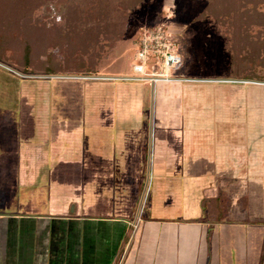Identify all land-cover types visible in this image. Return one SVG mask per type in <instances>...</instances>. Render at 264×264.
I'll return each instance as SVG.
<instances>
[{
  "label": "crops",
  "instance_id": "obj_1",
  "mask_svg": "<svg viewBox=\"0 0 264 264\" xmlns=\"http://www.w3.org/2000/svg\"><path fill=\"white\" fill-rule=\"evenodd\" d=\"M160 21L165 20L154 23ZM105 68L103 62L92 75L21 78L0 68V118L10 116L0 134V165L6 159L5 165L16 167V183H22L18 204L33 196L29 184L38 181L36 191H48L50 198L46 210L69 222L67 230L57 228L50 239L43 217L20 230L10 218L2 219L0 264H46L50 253L61 264H232V245L244 239V234L234 233V220L243 219L235 215L243 211L237 209L240 201L250 217L264 213V193L258 188L264 183V138L258 131V140L248 138V144L244 138L246 144L234 147V128L224 127L222 100L211 116L207 91L201 88L207 82L233 86L234 76L218 80L174 75L151 83L134 79V71L101 74ZM23 77L24 87L49 77L58 83L38 96L35 107L28 101L31 112L20 116ZM216 92L224 100L233 99L232 87ZM228 111L232 117L233 103L231 109L226 106ZM208 117H219L215 123L221 127L207 126ZM151 122L156 126H148ZM150 165L162 185L153 191L137 224L136 208ZM24 185H29L27 190ZM108 185L115 190L109 195L104 193ZM234 185L242 189L235 195ZM223 241L230 247L225 259Z\"/></svg>",
  "mask_w": 264,
  "mask_h": 264
},
{
  "label": "rangeland",
  "instance_id": "obj_2",
  "mask_svg": "<svg viewBox=\"0 0 264 264\" xmlns=\"http://www.w3.org/2000/svg\"><path fill=\"white\" fill-rule=\"evenodd\" d=\"M24 1L0 0V17H16V20L18 18V21H21L23 29L26 26V30L22 33L18 34L15 31L21 42V49H23L25 43L30 45V57L36 65H34L35 67L39 68L40 65L50 61L56 65L59 71H62V73L51 75H85L89 68L99 71L103 62L106 68L101 71V74L111 76L134 75L132 63L136 52L135 40L145 27L164 19L179 33L176 36L178 42L177 50L182 57V63L179 66L180 70L173 72V75L181 78L199 77L218 80L234 76L233 86L223 82L202 84L201 89H206L207 91L206 95L204 94L207 101L206 110L213 116L214 112L212 111L220 106L219 100H222V105L224 106L222 112L224 113V127L229 129L233 126L234 147L244 142V138H247V141L248 138L250 141L258 140V131L262 132L261 136L264 138V84L241 82L244 79L248 81H264V59H262L264 57L258 54L259 57L257 59L263 61L259 67L256 63L249 60L254 59L255 54L253 53H251V57L248 55L240 59L239 56L235 63L233 62L234 54H236L233 45L234 38L246 36V32L240 31L237 25L239 22L235 24L236 28L234 27V17H248V12H253L252 3L248 1L241 2L240 12L242 15L239 16L234 12V0H223L224 2H230V4L233 3L231 8L224 9L225 12L220 9L223 3L214 1L215 3H211L212 5L210 6V0H32L29 3ZM69 5L72 6V13H67ZM257 6L259 9H264V4L260 3L259 5L257 2ZM203 12L207 17L220 19V28L225 29V33L221 34L220 31L219 33L215 28L214 22H211L210 19L196 20V17H202ZM168 14H171V16L169 17ZM252 16L255 17L254 15ZM225 17L228 18L226 19ZM8 23H14L13 25H15L14 21H8ZM8 23L2 26L6 25L8 28L13 26ZM258 26L261 25L259 24ZM261 29L259 37L264 38V24ZM119 30L122 32V39L116 41L115 46L112 48H104L101 54L103 57L99 60L96 56L97 53H95L99 49L96 45L101 43L103 45L110 43L111 45L113 42L106 40V38L116 35L114 32L117 33ZM9 34L12 36V31ZM90 44L91 46L87 50L86 48ZM244 48L245 46H243L242 50ZM253 64L255 65L253 66ZM12 71H14L13 73H18L16 70L12 69ZM23 78L26 79L22 80L19 87L22 102L21 109L24 111L21 114L17 112L20 116L25 115L26 111L31 112L28 101H32V105L35 107L36 103L34 101L38 96L44 95V92L48 90L53 91L54 85L58 83V80H54L55 77H49L48 79L50 80L44 78L43 82L38 80L32 83V80L30 82L32 84H29L30 87L28 85L24 87L27 77ZM231 87L233 88L232 100H224L216 92L217 90L221 89L224 91ZM24 90L25 92L23 93ZM32 96L33 98L35 96L33 100L31 99ZM23 100H26L25 105H23ZM232 103L233 115L231 117L229 115L230 111L226 112V106H230L231 109ZM15 117L18 120V116L16 115ZM9 118V115L6 116L4 114L3 119L0 118V123H2L0 125V134L3 133V122L6 124L5 122L9 121ZM216 118L208 117L207 126H220L215 123L218 120L219 124L220 118ZM155 124L151 122L148 126L153 128L156 126ZM7 128L9 127L7 126ZM242 131L243 133H241ZM238 133H241L239 135L241 140L238 138ZM81 140L83 138L80 139V142ZM247 141L244 143L246 144ZM237 149L236 147L234 155ZM5 160L3 161L4 164L0 165V222H2V219L10 218L11 223L19 227L20 230V227L28 224L29 221H33L34 218L43 217L45 228L50 231V239L53 238L54 230L57 228L67 230L69 222L64 216L53 214L46 210L49 208L50 198L47 197L48 191H36L38 190V181L29 184L31 185L32 189L30 190L33 192V196L28 201L25 197L24 202L18 204V200L20 201V196L22 195L20 186L22 183H16V167L5 165ZM156 176L153 166H148L144 174L143 197L136 208L137 216L140 214V210L147 211L153 191L155 192L162 185ZM12 179L14 182H12ZM240 184L246 185V183ZM8 185L14 186L16 189L12 191L9 186V190H7L6 187ZM28 186L25 187L24 185L25 189ZM239 186L236 187L234 185V195L240 191L241 188ZM258 188L261 190L262 195L264 193V183H260ZM113 192L115 190L108 185L104 193L109 195ZM261 198L264 199V196ZM132 199L133 197L131 196L127 197V203L131 204ZM240 203L244 204L242 201ZM242 205L241 207L240 205L237 206V209L241 208L243 210L242 213L237 212L235 215H239L243 219L234 220V233L237 232L238 236L244 234V239L243 241L239 239V243L234 242L232 245L234 247V262L232 264H259L264 226L258 223L262 222L264 213L250 217V214ZM237 209L235 208L236 211ZM141 219L138 220L137 224H140ZM41 226L40 222L38 229ZM244 226L247 227L245 231ZM10 232L12 233V231ZM39 238L42 237H39L38 233ZM220 248L222 249L221 254L224 255L225 259L226 255L230 253V247L227 248L226 243L223 241ZM60 262L57 254L50 253L47 255L46 264H61ZM222 264H226L225 260Z\"/></svg>",
  "mask_w": 264,
  "mask_h": 264
},
{
  "label": "trees",
  "instance_id": "obj_3",
  "mask_svg": "<svg viewBox=\"0 0 264 264\" xmlns=\"http://www.w3.org/2000/svg\"><path fill=\"white\" fill-rule=\"evenodd\" d=\"M31 1L32 0H25L24 2L29 3ZM214 1H217V2L219 1L223 3L222 7H220V9H222L223 11L224 9L228 7L231 8V5L233 4V3L230 4V2L228 1L224 2L223 0H210V6L212 5L211 3H215ZM246 1L253 4L252 11L256 13L248 12V17H234V27L236 28L235 24L239 22L237 25L239 26L240 31L246 32V36H244L243 38L242 37L234 38L233 45L235 47L236 54H234L233 62L235 63L236 59L239 56H240V59L245 58L248 55L251 57L252 56L251 53H253L255 54L254 59H249V60L256 63L259 67L262 65L261 63L263 61L261 60L259 61L257 59L259 57L258 54L264 57V38L259 37L260 31L262 30L261 28L263 27V24H264V9L263 8L259 9L257 6V2L259 3V5L260 3L264 4V0H256L257 2L255 0H234V12H236L237 15L239 16L242 15L240 12L241 5L243 2H246ZM67 9H68L67 13L73 12L71 5H69ZM252 15H254L255 17H253ZM201 16L202 17H196V20L210 19L211 22H214L215 28L218 32L220 31L221 34L225 33V29L220 28V24H219L220 19H216V17H209V16L207 17V15L204 14V12L202 13ZM225 18L227 19L228 17H225ZM8 21L9 22L14 21L15 25H13L14 23L13 24L8 23ZM7 23L13 26L8 28L6 26ZM3 24H6V25L2 26ZM259 24L261 26H258ZM24 30H26V26L23 29V27L21 26V21H18V18L16 20V17H0V68L7 72H11L16 77H20V78H21L20 75H27V74L51 75V74L62 73V71H59L56 65L54 63H51L50 61L45 62L44 64L40 65L39 68L35 67L36 65L34 64V62L32 61L30 57L31 55L30 45L28 43H25L23 49H21V42L19 40V37L16 36L17 33L18 34L22 33ZM10 31H12L13 33L12 36L9 34ZM118 32L117 33L114 32V34L116 35L120 34V35L118 36L114 35V36L106 38V40L113 42L111 45L110 43H106V45H103L102 43L99 45H96L97 48L99 49L95 53H97L96 56L99 58V60H101L103 57V55L101 54L104 51L103 50L104 48L109 47L110 49L113 46H115L116 41L122 39V32L120 30ZM254 34H256V36H254ZM90 46L91 44L86 49L88 50ZM243 46H245L244 50H242ZM254 65L255 64H253V66ZM5 66L10 69L16 70L18 74L20 75L13 73V71L7 69ZM87 71L88 72H85L86 73L85 75H89V74L92 75L98 72L97 70L95 71L92 68L91 69L89 68ZM256 81H262V80H256ZM258 224L264 225V221ZM259 260H260L259 264H264V236H263L262 252H261Z\"/></svg>",
  "mask_w": 264,
  "mask_h": 264
},
{
  "label": "built area",
  "instance_id": "obj_4",
  "mask_svg": "<svg viewBox=\"0 0 264 264\" xmlns=\"http://www.w3.org/2000/svg\"><path fill=\"white\" fill-rule=\"evenodd\" d=\"M170 17L171 14H168ZM176 33L166 21L149 25L141 32L132 63L134 79L155 83L174 78V70L181 65L182 57L177 50ZM145 210H140L135 223L144 217ZM143 219H141L142 221Z\"/></svg>",
  "mask_w": 264,
  "mask_h": 264
},
{
  "label": "water",
  "instance_id": "obj_5",
  "mask_svg": "<svg viewBox=\"0 0 264 264\" xmlns=\"http://www.w3.org/2000/svg\"><path fill=\"white\" fill-rule=\"evenodd\" d=\"M256 82V81H255Z\"/></svg>",
  "mask_w": 264,
  "mask_h": 264
}]
</instances>
